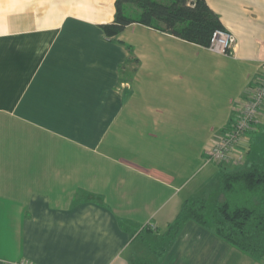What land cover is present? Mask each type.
Segmentation results:
<instances>
[{"label":"crops","instance_id":"1","mask_svg":"<svg viewBox=\"0 0 264 264\" xmlns=\"http://www.w3.org/2000/svg\"><path fill=\"white\" fill-rule=\"evenodd\" d=\"M115 1L0 0V264L152 259L185 201L257 162L264 109L227 163L205 153L264 75V0H205L227 54L136 23L110 38ZM159 264L264 258L186 221Z\"/></svg>","mask_w":264,"mask_h":264},{"label":"trees","instance_id":"2","mask_svg":"<svg viewBox=\"0 0 264 264\" xmlns=\"http://www.w3.org/2000/svg\"><path fill=\"white\" fill-rule=\"evenodd\" d=\"M114 7L113 22L101 26L104 34L110 38L136 23L207 47L214 31L223 29L219 17L205 0H116ZM235 120L236 114L233 122ZM233 122L223 132L230 130ZM249 131L243 136L242 146L248 142L246 137ZM247 149L248 146L245 155ZM245 164L234 171H222L217 187L218 196L213 201L206 198L185 201L176 219L157 240L158 246L155 244V248L158 249H154L152 259L140 260L138 264H159L163 253L186 221L209 225L216 236L231 246L255 260L263 259L264 159Z\"/></svg>","mask_w":264,"mask_h":264},{"label":"built area","instance_id":"3","mask_svg":"<svg viewBox=\"0 0 264 264\" xmlns=\"http://www.w3.org/2000/svg\"><path fill=\"white\" fill-rule=\"evenodd\" d=\"M235 43L236 39L230 32L220 29L214 31L206 48L217 54H227L235 46ZM249 93V96L237 108L236 120L233 122L231 129L223 132L213 146L206 151L205 158L207 161L216 164L227 163L231 159L232 153L242 142L244 134L251 129V125L262 114L264 109V75L258 80L256 85L250 88ZM241 160L242 153L236 161L239 163ZM16 264L35 263L24 260Z\"/></svg>","mask_w":264,"mask_h":264},{"label":"rangeland","instance_id":"4","mask_svg":"<svg viewBox=\"0 0 264 264\" xmlns=\"http://www.w3.org/2000/svg\"><path fill=\"white\" fill-rule=\"evenodd\" d=\"M263 135H264V132L261 133V135L259 136L260 140H257L258 143H256L255 147H254L253 156H254V158H256L255 160H257V161L264 159V136ZM243 164H241V166ZM207 199L209 201H213L212 197H207ZM147 246H148L147 250H148V248H151V250H152V247L154 248V246L152 244H147Z\"/></svg>","mask_w":264,"mask_h":264}]
</instances>
